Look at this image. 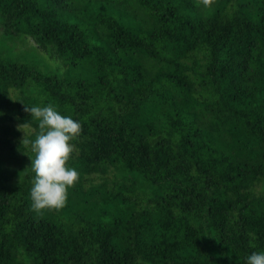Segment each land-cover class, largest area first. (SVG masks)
<instances>
[{"label": "trees", "instance_id": "obj_1", "mask_svg": "<svg viewBox=\"0 0 264 264\" xmlns=\"http://www.w3.org/2000/svg\"><path fill=\"white\" fill-rule=\"evenodd\" d=\"M0 50V264L264 250V0H0ZM47 105L82 126L79 181L35 210Z\"/></svg>", "mask_w": 264, "mask_h": 264}, {"label": "clouds", "instance_id": "obj_2", "mask_svg": "<svg viewBox=\"0 0 264 264\" xmlns=\"http://www.w3.org/2000/svg\"><path fill=\"white\" fill-rule=\"evenodd\" d=\"M202 3L209 7L212 0H202ZM26 111L38 121L41 130L34 139H25L24 133L22 141L34 153L30 165L34 173L32 206L35 210L61 209L66 204L68 189L79 181V172L68 167L67 162L73 152L71 141L80 135L82 126L53 105L31 106ZM245 264H264V250L251 252Z\"/></svg>", "mask_w": 264, "mask_h": 264}, {"label": "rangeland", "instance_id": "obj_3", "mask_svg": "<svg viewBox=\"0 0 264 264\" xmlns=\"http://www.w3.org/2000/svg\"><path fill=\"white\" fill-rule=\"evenodd\" d=\"M1 50H2V48H1ZM1 50H0V51H1Z\"/></svg>", "mask_w": 264, "mask_h": 264}]
</instances>
